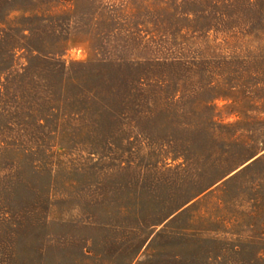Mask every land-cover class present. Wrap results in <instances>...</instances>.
<instances>
[{
    "label": "rangeland",
    "instance_id": "1",
    "mask_svg": "<svg viewBox=\"0 0 264 264\" xmlns=\"http://www.w3.org/2000/svg\"><path fill=\"white\" fill-rule=\"evenodd\" d=\"M0 264H264V0H0Z\"/></svg>",
    "mask_w": 264,
    "mask_h": 264
}]
</instances>
